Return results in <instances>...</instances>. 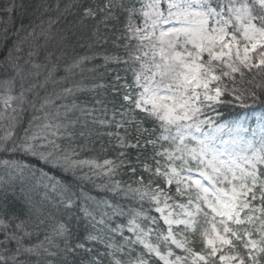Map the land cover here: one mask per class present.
<instances>
[{"label":"snow or ice","instance_id":"snow-or-ice-1","mask_svg":"<svg viewBox=\"0 0 264 264\" xmlns=\"http://www.w3.org/2000/svg\"><path fill=\"white\" fill-rule=\"evenodd\" d=\"M0 13V264H264V0ZM108 33L122 56L98 47ZM97 60L131 74L111 108ZM229 105L256 116L250 134L247 115L220 122ZM102 136L115 157L82 158Z\"/></svg>","mask_w":264,"mask_h":264},{"label":"trees","instance_id":"trees-1","mask_svg":"<svg viewBox=\"0 0 264 264\" xmlns=\"http://www.w3.org/2000/svg\"><path fill=\"white\" fill-rule=\"evenodd\" d=\"M6 2H10V0H0V7H3ZM38 2V0H25V3L27 4H33ZM54 2V0H52ZM64 3L69 2V0H63ZM16 3H20V0H16ZM5 19L2 13H0V20ZM9 24H11V21H8ZM27 22V21H25ZM3 23L0 22V29L3 28ZM17 26H18V21H17ZM109 35V40L106 44H101L98 47L102 48L103 50H107L108 52L114 54V55H123V49L122 48H117L113 44V40L115 39V36L112 33H108ZM95 65H97L96 71L94 73H89V83H99L105 85L103 89H100L96 93V97L103 100L106 103H109V108H111V102L115 101V95L113 93V85H119L124 82L125 79L130 80L131 79V74L126 73L124 71V66L121 64H115V63H110L107 66H104L103 60H97L94 62ZM93 65H89V67H92ZM119 75L122 79L121 81L117 82L115 80V76ZM94 77V80L92 79ZM82 99L87 100L89 105L91 106L94 104V100L92 99V94L87 93L85 94ZM97 108L101 107L100 105H96ZM222 115L221 123L224 120H233L238 118V114L241 116L247 115L248 120H247V125L249 127V134L251 133V129L255 128L257 126V118L255 115L251 114L245 109H240L236 105H229L226 108H221L219 109ZM259 109H257V112ZM109 115H111V112H109ZM210 116H213L215 118L214 113H209ZM119 119V117H117ZM145 127H151L150 124L145 125ZM103 131V130H102ZM129 131L131 133V139L133 142H135V137L137 135L135 127H130ZM121 132L123 133V129H121ZM147 136V133L144 134ZM94 139H96L94 137ZM101 143L104 145V147L107 149L106 151H101ZM88 148L91 150H86L84 151L81 155L82 158H88V157H99L100 160H103L104 158H114L115 157V152L114 150L108 145V137L107 136H102L99 139H97V142L95 145H88ZM151 146L148 147V150L145 151H138L137 149H131L129 150V159L131 160V166L136 167L138 170L140 169V165L142 162L145 161L146 157H149L151 155ZM139 155V163L137 162V156ZM151 162V161H149ZM116 179H122L125 181H129L131 179V174L128 173L127 168L121 169V174L115 177ZM89 189H91V186H88ZM90 195L92 196H97V191L96 190H91L89 192ZM100 196H103V193H100ZM101 252H103V246H97Z\"/></svg>","mask_w":264,"mask_h":264}]
</instances>
